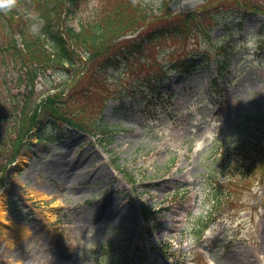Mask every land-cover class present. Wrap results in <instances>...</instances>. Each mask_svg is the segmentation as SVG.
<instances>
[{
    "label": "rangeland",
    "instance_id": "374dc122",
    "mask_svg": "<svg viewBox=\"0 0 264 264\" xmlns=\"http://www.w3.org/2000/svg\"><path fill=\"white\" fill-rule=\"evenodd\" d=\"M131 1L159 13L161 0ZM204 1L170 6L184 12ZM216 5L201 19L208 36L155 41L143 58L102 75L100 119L112 133L95 138L46 117L32 129L0 192V264H264V170L238 187L228 179L241 174L235 142L247 149L264 142V16L244 13L234 0ZM41 24L30 29L37 33ZM67 24L78 29L77 13ZM222 44L224 59L214 49ZM187 56L200 63L189 73L167 71L156 90L143 85L157 62ZM0 75L15 74L0 66ZM71 76L70 68L49 70L37 80V96ZM97 76L89 74V86ZM216 191L228 200L195 241L192 214ZM144 206L155 210L150 222ZM11 221L24 231H13Z\"/></svg>",
    "mask_w": 264,
    "mask_h": 264
},
{
    "label": "trees",
    "instance_id": "16d2710c",
    "mask_svg": "<svg viewBox=\"0 0 264 264\" xmlns=\"http://www.w3.org/2000/svg\"><path fill=\"white\" fill-rule=\"evenodd\" d=\"M220 1L223 0H205L194 10L175 12L170 0H161L158 14L147 4L131 0H12L10 8H0V66L10 67L15 74L11 80L0 75V87L5 88L1 92L7 93L0 94V188L7 167L31 129L43 117L93 137L112 133L113 130L100 119L102 108L98 99L104 89L100 87L102 75L110 69L119 71L132 57L143 58V53L155 41L169 36L191 38L194 31L208 36L210 29L201 19L209 10L217 11L216 4ZM234 1L244 13L256 12L264 16V0ZM71 12L77 13L78 29L67 24ZM214 17L215 14L210 19ZM35 20L42 21L37 33L30 29ZM138 29L135 36L119 40L127 32ZM16 32H19L21 44L15 37ZM259 45L264 46V39ZM214 49L220 59L229 52L223 44ZM216 62L220 66L217 59ZM157 64L156 75H147L143 83L154 90L167 71L189 73L200 63H196L193 56H187L171 60L168 65ZM60 67L71 69L70 79L63 87L54 86L43 96H37L40 76ZM93 71L98 72L94 80L97 85L89 86L88 77ZM245 144L244 141L234 144L239 153L233 157V162H237L241 174L228 176L229 183L235 182L237 187L247 181L250 183L258 170H264V142L251 144L250 149L243 147ZM211 195L202 206L210 205L207 213L192 214L195 219L189 235L195 241L202 237L205 228L228 200L227 196H219L223 195L219 191ZM153 212L150 207H143L146 222L151 221Z\"/></svg>",
    "mask_w": 264,
    "mask_h": 264
},
{
    "label": "clouds",
    "instance_id": "9594fccd",
    "mask_svg": "<svg viewBox=\"0 0 264 264\" xmlns=\"http://www.w3.org/2000/svg\"><path fill=\"white\" fill-rule=\"evenodd\" d=\"M12 6V0H0V8H10ZM254 45V41L250 40L249 41V46L252 47ZM222 124V121H221ZM209 137L211 138L213 136V132L210 131L208 133ZM203 145V141L197 140L193 142L194 148L198 149ZM210 205H205L202 208H197L194 212L195 216H200V215H205L207 213L208 208ZM209 264H212V261L209 260Z\"/></svg>",
    "mask_w": 264,
    "mask_h": 264
},
{
    "label": "bare ground",
    "instance_id": "6f19581e",
    "mask_svg": "<svg viewBox=\"0 0 264 264\" xmlns=\"http://www.w3.org/2000/svg\"><path fill=\"white\" fill-rule=\"evenodd\" d=\"M19 162V159L16 160L15 163H18ZM72 163H73V167L76 168V166H80L78 161L76 160H72ZM15 174L13 172V170H9L6 174V179L8 182L12 181V179L14 178ZM3 194H0V199L2 198ZM2 201L0 200V216H4L5 213H4V210L2 209ZM10 225H12V229L13 231L15 232H20L19 230L21 229L22 231H24V228L22 225H18V224H15V222H10Z\"/></svg>",
    "mask_w": 264,
    "mask_h": 264
}]
</instances>
